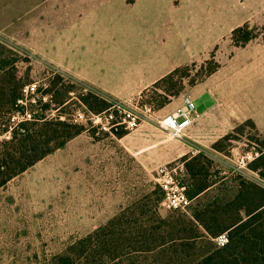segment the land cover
Wrapping results in <instances>:
<instances>
[{
  "label": "crops",
  "instance_id": "crops-1",
  "mask_svg": "<svg viewBox=\"0 0 264 264\" xmlns=\"http://www.w3.org/2000/svg\"><path fill=\"white\" fill-rule=\"evenodd\" d=\"M252 24L264 28V0H0V33L112 99L142 98L175 70L213 53L218 68L189 91L196 115L181 139L147 122L116 135L112 148L98 143L109 150L103 169L115 178L114 195L132 178L137 184V169L154 177L178 164L194 206L246 192L247 183L233 179L241 147L228 155L214 145L240 118L264 130V39L243 46L231 40L236 29ZM162 94L163 116L186 96ZM78 136L66 144L85 140Z\"/></svg>",
  "mask_w": 264,
  "mask_h": 264
},
{
  "label": "rangeland",
  "instance_id": "rangeland-1",
  "mask_svg": "<svg viewBox=\"0 0 264 264\" xmlns=\"http://www.w3.org/2000/svg\"><path fill=\"white\" fill-rule=\"evenodd\" d=\"M250 29V41L264 39V28L252 24ZM0 44L12 51L6 53V60L15 61L17 77L22 79L24 88V109L22 114L12 113V126L33 117L72 122L77 112L99 114L106 109L114 113L116 123L123 115L110 109L112 100L139 113L143 104H150L153 111L147 115L149 121L143 123H156L164 115L159 108L167 100L163 91L189 96L194 84L218 68L212 53L182 66L172 79L150 89L142 98L120 100L100 95L85 83L73 80L65 68L21 46L10 35L0 33ZM5 76L2 74L1 78ZM102 102L106 103L105 109ZM200 108L198 104L197 109ZM252 116L256 121L261 112L256 110ZM238 120L232 148L264 152V130L251 120ZM1 121L7 125L6 119ZM73 124L85 128L78 136L85 140L56 149L0 188V264H192L209 246V240L196 239L202 233L201 222L216 231L239 215L238 211L227 209L226 204L255 205L260 199L246 191L240 201L232 200L237 195L233 192L218 203L170 211L164 205L165 195L157 174L145 177L140 169L136 171L137 184L132 178L131 186L122 187L121 193L114 195L115 178L103 169L104 154H109L106 148L114 147L111 141L116 135L129 131L124 126L106 131L91 121ZM7 139L8 133L0 135V140ZM103 142H107L106 148L98 144ZM232 148L225 153L229 155ZM211 164L207 163L210 167ZM238 177L246 186L254 185L238 174L233 179ZM176 179L185 183L180 173ZM217 237L211 239L214 246H218L214 241Z\"/></svg>",
  "mask_w": 264,
  "mask_h": 264
},
{
  "label": "trees",
  "instance_id": "trees-1",
  "mask_svg": "<svg viewBox=\"0 0 264 264\" xmlns=\"http://www.w3.org/2000/svg\"><path fill=\"white\" fill-rule=\"evenodd\" d=\"M250 30L249 25L236 29L231 35L235 44L248 43L253 38ZM6 53L12 51L0 44V135H9V139L0 140V188L85 130L83 126L75 125L70 120L48 121L45 117H33V120L20 121L12 126L11 115L13 112L22 114L25 95L22 79L17 77L18 67L14 60H6ZM177 72L178 69L163 82L172 79ZM2 74L6 75L5 79L1 78ZM165 93L169 96L176 95L168 89ZM63 104L64 101L60 105ZM105 104L102 102V109L106 108ZM2 119H6L7 125L2 123ZM236 133L235 130L219 140L214 149L226 152L232 148ZM260 152L262 154L250 165V169L264 178V152ZM245 191L253 192L260 199L255 205L226 204L227 209L238 211L235 221L216 231L211 225L200 223L202 233L196 239L209 240V246L207 252L193 260L192 264H264V189L254 183L251 188L245 185ZM242 196V193L237 194L232 200L240 201ZM231 202L234 203L230 201V204ZM224 232L228 233L229 242L222 247L214 246L211 239Z\"/></svg>",
  "mask_w": 264,
  "mask_h": 264
},
{
  "label": "built area",
  "instance_id": "built-area-1",
  "mask_svg": "<svg viewBox=\"0 0 264 264\" xmlns=\"http://www.w3.org/2000/svg\"><path fill=\"white\" fill-rule=\"evenodd\" d=\"M87 90V89H86ZM23 103V102H22ZM111 108L122 113L123 119L113 123L114 113L106 109L105 112L95 114L92 112L80 111L74 115L72 122L79 123L91 121L95 124H101L102 129L109 131L118 126H124L126 130L133 131L137 129L144 121H149L148 114L153 111L150 104H143V111L137 112L134 109L123 106L119 101H110ZM196 115V104L194 100L185 96L183 103L173 112L158 118L159 127L168 132L173 138L181 139L185 130L193 123ZM262 153L254 148L239 154L234 162V173L243 176L264 189V178H261L257 172L250 169V165ZM181 172L178 164H171L161 167L157 171V182L164 191V205L170 210H186L191 206L192 200L187 194V188L176 179ZM219 247L225 246L229 242L228 233L219 235L215 240Z\"/></svg>",
  "mask_w": 264,
  "mask_h": 264
}]
</instances>
